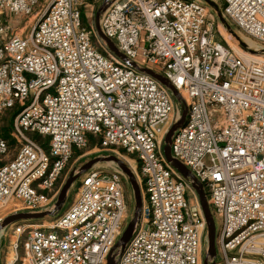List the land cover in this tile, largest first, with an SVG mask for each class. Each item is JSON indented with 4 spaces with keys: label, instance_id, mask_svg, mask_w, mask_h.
<instances>
[{
    "label": "built area",
    "instance_id": "1",
    "mask_svg": "<svg viewBox=\"0 0 264 264\" xmlns=\"http://www.w3.org/2000/svg\"><path fill=\"white\" fill-rule=\"evenodd\" d=\"M88 1L0 0V120L14 112L18 145L10 159L0 128V207L53 211L63 172L92 136L138 160L130 167L143 193L141 217L124 251L112 252L129 218L125 176L93 167L59 218L13 227L12 264H107L110 255L115 264H201L207 224L198 197L164 155L184 106L171 153L206 192L217 258L264 264V59L220 41L201 1L102 0L100 29L123 61L85 18ZM222 2L226 20L264 53V0ZM9 17L29 18V33L9 37L1 24ZM132 64L164 76L184 104Z\"/></svg>",
    "mask_w": 264,
    "mask_h": 264
},
{
    "label": "rangeland",
    "instance_id": "2",
    "mask_svg": "<svg viewBox=\"0 0 264 264\" xmlns=\"http://www.w3.org/2000/svg\"><path fill=\"white\" fill-rule=\"evenodd\" d=\"M198 1H201L203 4H205L203 2V0H198ZM212 1L215 2L219 6L221 11L224 10V3L222 2V0H212ZM102 4H103L102 0H89L88 1L89 6H87V8L85 9V18L87 17L90 19V22L93 25V27H95V30H96V16H97L98 10L101 8ZM205 5L208 7L209 11L211 12V14L213 15V17L215 19L216 26H217V32H218V39L220 41H222L223 43H225L226 45L234 48L240 55L246 54V55L255 56L254 54L249 53L248 51H246L245 49H243L239 45V43L232 37V35L229 33V31L226 29V27L223 26V24L218 20L214 10L210 6H208L207 4H205ZM28 19L29 18L23 19V18H17V17H12V18L9 17L6 19L9 23H6V22H4L3 18H1V20H2L1 24H2V27H4L5 33L9 37L14 36V35L25 36L29 33V29H30L29 26L26 28V23L29 22ZM30 20H31V22L35 21L34 18H30ZM229 25L231 26L233 31L239 35V37L241 38L243 43L246 44V46L250 50H254V51L261 50L262 46L260 44L255 43L253 41H250L246 37L241 36L239 34L238 28L235 25L231 24L230 22H229ZM98 40H99V38L95 36L94 44L96 45L97 48L99 47L98 48L99 51L102 52V50L100 49V46H99L100 44H99ZM256 56L264 59V53L256 54ZM176 102L179 103L177 100H176ZM13 114H14V112H11L10 110L6 111L2 115V118L0 120L1 132L4 135V137L9 141L10 145L12 146V154L9 157L10 159H12L14 157V155L17 152L16 149L18 148V145H16V141L10 136V123L12 122ZM31 137L33 139H36V136H34V135ZM37 141L43 142L44 140L42 138H39ZM76 151L77 152L73 155L71 161L69 162L68 166L66 167L65 171L63 172V174H62V176H61V178L57 184V190L56 191H58V197H59V194H60L62 188L65 186L66 182L70 178L71 174H73V173L77 174L84 165H86L88 162L95 160L97 158L115 156V157L119 158L121 161H123L129 167L132 166L133 168L136 169L138 166V160L136 159V157L134 155H129L125 152L112 153L110 150L102 149L99 146H96V147L91 146L87 149L76 150ZM6 160L7 159H4V160H2V162H5ZM94 167L104 168V169L111 170V171H114L116 169L121 171L118 168V166L112 162L98 163ZM82 178H83V176L79 177L71 186V188L68 192L67 198L65 200L64 207L62 208V210L59 213H57L56 215H54L52 217H47L45 219L38 220V221H21L18 223H20L22 225H38V226H40V225H44V224H50L51 222H53L54 220L59 218L64 213V211L67 209V207L70 205L71 201L74 199V196L76 195V193L78 192V189L80 188ZM192 191H194V190H192ZM124 193H125V198L127 201V206L129 209V218H128V221L126 222L125 226H124V230H125L126 227L128 226V224L132 221L134 213H135V208H136L134 191H133V188H132V186H131V184L128 181V178L126 176L124 178ZM142 196H143V193H142ZM58 197H57V200H58ZM191 198H193V196ZM22 213H27V212H22ZM12 215L13 214L9 213L8 209H4V208L0 207V226L6 218H8ZM18 223L11 224L8 227L0 230V264H10V259L13 258V259H11L13 261L15 259L16 252L13 248V243H15V241H16V236L13 233V227L16 224L18 225ZM124 230H123V232H124ZM207 249H208V242H207V236H206L205 240H204V244H203L202 254H201V264H204ZM18 255H19L20 259L23 257V250L22 249L18 250ZM211 263H213V262L211 261ZM213 264H222L220 261V258H217Z\"/></svg>",
    "mask_w": 264,
    "mask_h": 264
},
{
    "label": "water",
    "instance_id": "3",
    "mask_svg": "<svg viewBox=\"0 0 264 264\" xmlns=\"http://www.w3.org/2000/svg\"><path fill=\"white\" fill-rule=\"evenodd\" d=\"M203 2L205 4H207L208 6H210L214 10L218 20L223 24V26L226 27V29L229 31V33L232 35V37L239 43V45L243 49H245L246 51H248L251 54H254V55L258 54V52L254 51V50H249L246 47V45L243 43V41L241 40L239 35L233 31V29L229 25V22L224 17L223 12L220 10L219 6L215 2H213L212 0H203ZM103 11H104V7L101 6V8L98 10V13L96 16V31H97L98 37L106 44L107 49L115 57H117L123 61H127V58L118 50L116 45L110 39H108L104 36V34L102 33V31L100 29L99 19H100V16H101ZM132 66L135 69H137L139 72L152 77L157 82H159L161 85H163L164 87L169 89L171 91V93L173 94L175 100H177L179 103L184 104V100L181 97V95L179 94V92L174 88V86L164 76L157 74L156 72H154L153 70H150L148 68H139L136 64H132ZM187 117H188V109L186 106H184L181 120L177 124H175L170 129L168 134L166 135V138L164 140V155H165L167 162L185 180H187L191 184L193 190L195 191V193L198 197V200H199V203H200V206H201V209H202V212H203L206 224H207L208 249L206 252V258H205L204 264H213L217 258V248H216L217 227H216V221H215L214 215H213L211 208H210V205L208 203L206 192L203 189V186L200 184V182L191 173V171L186 166H184L182 163L177 161L172 156V153H171L172 139H173L175 133L178 130H180L181 128H183V126L185 125V123L187 121ZM106 162H112L118 166V168L122 171V173L128 178V181L130 182V184L133 188V191H134L136 208H135V213H134L133 219L128 224V226L124 230L122 236L120 237V239L118 240L114 249L112 250V252L116 251V250H120L121 252H123L124 249L126 248L127 244L129 243L131 237H132V234L135 230L137 223L140 220L142 207H143V196H142V191H141V188L139 186V183H138L133 171L131 170V168L115 156L100 157V158H97L95 160H92V161L88 162L86 165H84L77 174H74V173L71 174L70 178L68 179V181L66 182L65 186L62 188V190L59 194L58 200L55 204V208L53 211L34 213V214H32V213H20V214L12 215V216H10L4 220V222L0 226V230L8 227L11 224L18 223L21 221H38V220H42V219H45L47 217H52V216L56 215L64 207L65 200L67 198L68 192H69L71 186L73 185V183L79 177L86 174L96 164L106 163ZM211 261L213 263H211ZM107 264H115V260H114V257L112 255L109 256Z\"/></svg>",
    "mask_w": 264,
    "mask_h": 264
},
{
    "label": "trees",
    "instance_id": "4",
    "mask_svg": "<svg viewBox=\"0 0 264 264\" xmlns=\"http://www.w3.org/2000/svg\"><path fill=\"white\" fill-rule=\"evenodd\" d=\"M34 136H36V135H34ZM40 137L39 136H36V139L35 140H38ZM98 143H99V141L96 139V138H94V137H92L91 136V143H90V147L92 146V147H96L97 145H98ZM77 151H75V153H76Z\"/></svg>",
    "mask_w": 264,
    "mask_h": 264
},
{
    "label": "bare ground",
    "instance_id": "5",
    "mask_svg": "<svg viewBox=\"0 0 264 264\" xmlns=\"http://www.w3.org/2000/svg\"><path fill=\"white\" fill-rule=\"evenodd\" d=\"M245 45H246V44H245ZM246 47H247V46H246ZM247 48H248V47H247ZM248 49H249V48H248ZM249 50H250V49H249ZM11 259H13V258H11ZM11 259H10V264H12V263H13V260H11Z\"/></svg>",
    "mask_w": 264,
    "mask_h": 264
}]
</instances>
